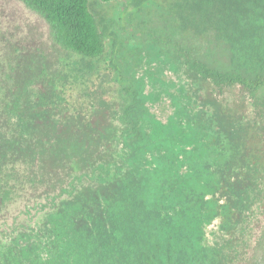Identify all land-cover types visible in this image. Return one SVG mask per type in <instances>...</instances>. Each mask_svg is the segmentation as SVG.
<instances>
[{
	"label": "trees",
	"instance_id": "1",
	"mask_svg": "<svg viewBox=\"0 0 264 264\" xmlns=\"http://www.w3.org/2000/svg\"><path fill=\"white\" fill-rule=\"evenodd\" d=\"M15 1L69 57L102 59L115 37L90 0ZM185 1L181 28L227 46L230 67L172 52L164 121L112 61L79 100L31 66L0 92V223L20 200L34 211L2 234L0 264H212L216 219L230 239L213 264H264V0Z\"/></svg>",
	"mask_w": 264,
	"mask_h": 264
},
{
	"label": "rangeland",
	"instance_id": "2",
	"mask_svg": "<svg viewBox=\"0 0 264 264\" xmlns=\"http://www.w3.org/2000/svg\"><path fill=\"white\" fill-rule=\"evenodd\" d=\"M185 0H121L100 4L90 0L97 17L111 20L107 51L102 59L88 63L69 57L55 47L48 26L37 14L15 0H0V92L34 71H46L49 76L70 83L72 97L87 95L86 85L93 77H104V65L112 61L117 75L128 77L143 86L147 107L160 119L174 112V97L181 80L172 70V52L184 50L202 60V51L214 67H230V51L217 44L203 46L202 39L181 28L186 9ZM110 70V68H109ZM112 72V70L110 71ZM113 73V72H112ZM86 101L89 98H84ZM34 220L32 204L20 200L9 207L4 223H0V238L10 225L30 224ZM220 219L204 228L202 246L208 253L227 254L224 247L230 239L220 228ZM239 260V259H238Z\"/></svg>",
	"mask_w": 264,
	"mask_h": 264
}]
</instances>
